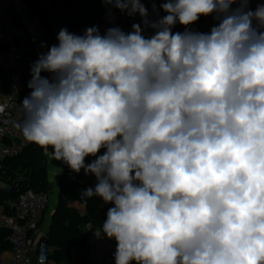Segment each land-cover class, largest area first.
<instances>
[{
	"label": "clouds",
	"instance_id": "1",
	"mask_svg": "<svg viewBox=\"0 0 264 264\" xmlns=\"http://www.w3.org/2000/svg\"><path fill=\"white\" fill-rule=\"evenodd\" d=\"M104 3L155 34L62 28L17 128L96 177L83 195L114 205L100 236L116 264H264V4L166 0L151 22L141 0ZM213 13L208 33L172 31Z\"/></svg>",
	"mask_w": 264,
	"mask_h": 264
},
{
	"label": "trees",
	"instance_id": "2",
	"mask_svg": "<svg viewBox=\"0 0 264 264\" xmlns=\"http://www.w3.org/2000/svg\"><path fill=\"white\" fill-rule=\"evenodd\" d=\"M23 1L41 15L45 41L49 47L58 44V33L55 32L51 22L53 17L60 21L63 28H67L69 32L77 35L84 33L81 31V27L86 22L94 23L98 17L105 13L112 16L117 23V27L125 33L133 30V24L141 26L143 35H146L149 30V26L144 24V20L139 18L137 13L129 15L127 11L122 12L104 3V0ZM157 1L160 7L166 2V0ZM43 2H47L49 7H44ZM161 10H163L162 7ZM15 23L19 24L18 17H15ZM177 26L180 28L187 27L179 23H177ZM205 32L203 31V33ZM207 32H210V29ZM8 49L7 45L0 46V55L7 52ZM41 75L50 76L46 72H42ZM27 85L20 91V94L24 97L29 96L31 92ZM6 91L7 82L4 73L0 71V95L6 93ZM85 164H87L86 160ZM62 165L63 170L58 175L59 191L57 201L51 212L46 243L51 248L50 257L56 264H69L68 249L72 246L86 247L85 225L89 223L101 232L102 223L107 218V211L114 205L104 203L99 197L84 196L83 191L89 187L94 188L97 180L88 179L82 173L74 172L64 162H62ZM48 172L44 149L34 143H30L14 156L5 157L0 161V181L9 188H0V203L16 199L25 190L49 193L51 183ZM8 233L7 229L0 228V252L10 247L7 241ZM103 238L109 239L106 236H103ZM116 249L117 241L114 239L113 250L110 252V264H116ZM131 264H136V262L132 261Z\"/></svg>",
	"mask_w": 264,
	"mask_h": 264
},
{
	"label": "built area",
	"instance_id": "3",
	"mask_svg": "<svg viewBox=\"0 0 264 264\" xmlns=\"http://www.w3.org/2000/svg\"><path fill=\"white\" fill-rule=\"evenodd\" d=\"M142 4L148 11L149 21L155 22L162 18V10L157 0H145ZM258 4H264V0H249L248 7L255 10ZM19 13L26 27H8L2 24L0 18V46L9 47L13 52L16 66V73L11 75L6 93L0 95V161L18 154L30 144L16 126L22 119L20 104L25 98L18 91V73L30 69L39 56L50 48L45 41L41 15L23 0L19 4ZM137 15L144 20L139 13ZM206 17L211 28L218 25L219 21L215 19V13ZM94 26L98 27L103 35L108 28L117 27V23L112 16L105 13L94 23L86 22L81 27V31L84 32L86 28ZM28 28L31 30L32 38L22 48H17L14 45L16 35L25 36ZM154 34L155 30L149 26L145 37L149 38ZM0 188L9 187L0 181ZM48 205V193L32 190H25L16 199L0 203V228L9 231L7 241L10 245L9 249L0 252V264H30L32 250L36 253V264L51 263V248L46 243L47 228L43 227V217ZM84 230L86 247H70L69 264H100L96 258V248L103 237L100 236L102 233L89 223L85 225Z\"/></svg>",
	"mask_w": 264,
	"mask_h": 264
},
{
	"label": "crops",
	"instance_id": "4",
	"mask_svg": "<svg viewBox=\"0 0 264 264\" xmlns=\"http://www.w3.org/2000/svg\"><path fill=\"white\" fill-rule=\"evenodd\" d=\"M20 1L21 0H0V18H1L2 24L8 27H12V28L26 27L25 21L20 16V13H19ZM142 1L145 2V0H141V3ZM42 5L44 7H49V4L47 2H43ZM15 17L19 18V24L15 23ZM51 22H52V26L54 27L55 32L59 33V31L63 28L60 21L56 17H53ZM26 30L27 32L25 36H21L19 34L16 35L14 39V45L17 48H22L26 44V42L32 38L31 30L29 28ZM0 71L4 73V77L8 85L10 82L11 75L16 73V66H15V61L13 57V52L10 49H8L7 52L0 55ZM31 78H32L31 68L26 71L19 72L18 73V91H21L27 85V83L30 81ZM43 149L46 155V161H48V158L52 157L51 155L52 149L51 147L47 148V150L49 151L48 155H47V151L45 150V148ZM100 151H101V154L103 155L105 150L101 149ZM88 158L91 160H94L96 157L88 156ZM58 169H59V172H62L63 165L59 166ZM58 191H59V187H58ZM47 210L45 211L44 217L47 214ZM44 217H43V220H44ZM49 221L47 222V226L45 228H48ZM43 225H44V222H43ZM113 246H114V239H104L102 237L99 245L96 248V258L100 264H110V251L113 249ZM50 264H56V263L52 259Z\"/></svg>",
	"mask_w": 264,
	"mask_h": 264
},
{
	"label": "rangeland",
	"instance_id": "5",
	"mask_svg": "<svg viewBox=\"0 0 264 264\" xmlns=\"http://www.w3.org/2000/svg\"><path fill=\"white\" fill-rule=\"evenodd\" d=\"M167 15V13H165L162 10V17ZM194 25V29L192 31H198V32H203L206 31L205 33H208L207 30H209L211 28V24L209 22V20L207 19L206 16H200V18L198 19V21H196L195 23L191 24ZM188 25L187 28L189 30L190 26ZM186 28H180L177 26V24L173 27L172 31L173 33L175 32H183L185 31ZM47 151V155L49 153V151L47 149H45ZM49 157V156H48ZM86 163H91L93 160L89 159L88 157L85 158ZM57 163V164H55ZM47 167H48V173H49V181L51 183V190L48 193V197H49V206H48V210H47V214L44 217V225L43 227L45 228L47 226V222L50 220L51 217V211L57 201V195H58V175H59V166H62V161H57V160H53L52 157L48 158V161H46ZM80 173H82L86 178L88 179H94L96 180V177L93 174H88L85 175L84 170H80Z\"/></svg>",
	"mask_w": 264,
	"mask_h": 264
},
{
	"label": "water",
	"instance_id": "6",
	"mask_svg": "<svg viewBox=\"0 0 264 264\" xmlns=\"http://www.w3.org/2000/svg\"><path fill=\"white\" fill-rule=\"evenodd\" d=\"M190 29L193 30L194 29V25H191ZM99 155H102L101 151H99L97 153V156H99ZM30 264H36V253H35L34 250H32L31 253H30Z\"/></svg>",
	"mask_w": 264,
	"mask_h": 264
}]
</instances>
